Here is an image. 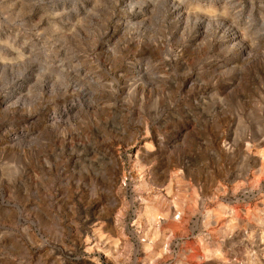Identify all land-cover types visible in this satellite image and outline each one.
I'll use <instances>...</instances> for the list:
<instances>
[{
  "label": "rangeland",
  "instance_id": "obj_1",
  "mask_svg": "<svg viewBox=\"0 0 264 264\" xmlns=\"http://www.w3.org/2000/svg\"><path fill=\"white\" fill-rule=\"evenodd\" d=\"M0 264H264V0H0Z\"/></svg>",
  "mask_w": 264,
  "mask_h": 264
},
{
  "label": "bare ground",
  "instance_id": "obj_2",
  "mask_svg": "<svg viewBox=\"0 0 264 264\" xmlns=\"http://www.w3.org/2000/svg\"><path fill=\"white\" fill-rule=\"evenodd\" d=\"M181 11V10H180Z\"/></svg>",
  "mask_w": 264,
  "mask_h": 264
}]
</instances>
